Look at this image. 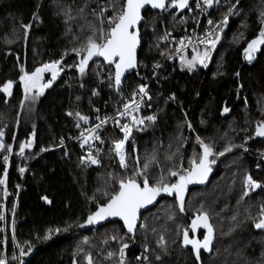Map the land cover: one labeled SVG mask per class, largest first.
<instances>
[{
  "label": "trees",
  "instance_id": "obj_1",
  "mask_svg": "<svg viewBox=\"0 0 264 264\" xmlns=\"http://www.w3.org/2000/svg\"><path fill=\"white\" fill-rule=\"evenodd\" d=\"M111 3L119 6L123 0ZM107 4L109 0H0V85L13 81L11 96L0 92V130L13 149L6 184L0 185V205L5 199L6 213L14 210L20 169L30 165L18 196L13 232L10 215L4 233L0 230V255L4 251L7 264H17L12 256L18 249L27 251L31 244L32 252L24 264H87V254H91L93 264H119V250L127 244L125 264H264V230L253 227L264 207V139L253 140L257 122L264 120V46L253 62L244 58V48L263 27L264 0H219L205 11L206 18L218 22L232 10L207 67L198 64L189 70L179 63H167L159 70L160 87L152 86L158 95L143 111V116L152 115L156 120L146 121L143 130L133 135L124 171L110 148L118 133L110 129L104 132L105 150L98 168L80 164L73 146L66 156L61 150L41 154V149L51 150L59 138L76 132V113L90 115L93 107L111 101L113 88L109 85L113 81L109 76H113V69L93 57L81 75L76 67L79 57L73 51L85 45L92 29L100 26L93 10L99 12ZM112 14L108 7L104 16ZM202 14V6L197 8L196 3L179 17L174 12L146 11L140 28L141 73L153 75L172 52L161 40L165 32H172L173 40H182L190 30L198 29ZM22 24L29 25L27 35ZM204 50L202 45L196 52ZM56 60L61 61L63 73L34 105L24 102L21 107L20 69L31 72ZM128 80L133 86L138 84L131 77ZM225 107L227 113L223 112ZM197 136L216 152L233 147L210 165L214 172L210 183L189 193L183 212L175 198L163 199L142 215L144 228L140 224L134 236L120 223L81 231L78 225L97 204L107 202L104 193L118 188L116 178L132 174L137 166L135 151L141 167L155 155L156 162L150 163L146 173L150 183L161 175L172 183L176 178L168 175L169 169L189 168V161L200 153ZM29 140L32 147L20 154V144ZM5 154L0 151V177L4 176ZM257 166L260 170H255ZM246 175L259 181L261 187L243 196ZM200 211L209 216L213 241L209 251L200 250L197 260L191 245L183 244V231L187 229L193 238L190 222ZM50 228L62 231L47 241L37 239ZM161 237L164 243L158 244Z\"/></svg>",
  "mask_w": 264,
  "mask_h": 264
},
{
  "label": "snow or ice",
  "instance_id": "obj_2",
  "mask_svg": "<svg viewBox=\"0 0 264 264\" xmlns=\"http://www.w3.org/2000/svg\"><path fill=\"white\" fill-rule=\"evenodd\" d=\"M214 3L218 4L219 0H203V5L207 8H211ZM146 6L159 10H167L168 8L176 10H191L189 0H123V3L119 6L112 4L111 0H109V4L101 7L99 12L93 10V15L97 16L100 20V26L92 29V35L87 37L85 45L73 49L76 56L79 57V63L76 67L81 75L84 74L89 61L92 60L93 57L102 58L105 64L114 66V84L116 89L119 91L124 73L137 66L136 49L139 44L138 26L143 20L142 10H144ZM108 7L112 8L113 14L109 17H105L104 14L108 10ZM200 7V0H197V8ZM80 11H83V8H81ZM229 11L231 12V8ZM261 15L264 16V13H261ZM105 18L107 19V28L103 26ZM228 19V15H224L223 19L214 28L206 31L205 35L200 38V43L205 45V50L203 52H196V54L192 56L191 60H186L183 56H181L182 63L186 64L189 70H191L197 63L207 67V62L211 57L212 50L215 49L217 43L219 42L221 38L220 33L223 31V26L227 25ZM262 23H264V21H262ZM208 24L212 25L213 21L209 20ZM21 27L25 29V35H27L29 25L22 24ZM180 45L181 47L177 48L178 52L181 51L184 46L183 40L180 41ZM261 46H264V27H261L256 38L248 42L247 46L244 48V58L251 63L253 59H255V54L262 50ZM60 64L61 61L56 60L51 63H45L40 67H36L31 72L25 71L24 68L20 69L22 74L20 75L19 80L24 92V99L21 101V107H23L24 102L28 100L30 96L34 101L36 97L43 95L46 88H50L52 86L53 82L57 79L60 71L62 70L58 67ZM158 66L159 65H157V67ZM44 73L51 74V78L47 80V82H44ZM112 79L113 77L110 75L109 80L111 81ZM109 86L112 87V84L110 83ZM12 89L13 81L11 80H8L3 83V85H0V92L4 93L5 96H11ZM139 92L145 96L147 95L145 86H140ZM138 108L139 104L133 99L130 103L124 104L123 111H118L119 117H129L131 119V125L128 123L121 124L119 119L114 120L116 126L119 127L120 131L123 133V138L113 141L112 150L119 158L120 167L122 169H127L128 167L124 148L126 141H128L131 135L132 125L141 126L145 124V121L154 122L156 120V117L152 115L142 119H138L136 115H132V113L136 112ZM228 111L229 109L227 107L223 109L224 113H227ZM76 116H78L80 120L87 122V117L82 116L80 113H76ZM106 123L107 118L100 119L98 124L87 130V135L81 133V147H84L86 144L91 147L90 141L101 140L97 130ZM77 126L79 127V125ZM188 127L191 129V124H189ZM137 130L142 129L138 127ZM254 135L256 137H264V120L257 122ZM3 136L4 132L0 130V150L11 153L13 149L11 145H6L3 142ZM196 140L201 151L189 161L190 167L187 169H169L168 175L175 177V182H166L163 175H161L155 183L149 182V178L146 173L150 163L156 162L155 155H153L151 159L146 160L143 167H141L137 162V166L131 175L116 178L118 188L113 190L111 194L107 191L104 193L107 197V202L97 204L96 210L91 212L87 216L86 220L78 226L84 227L85 225H95L109 217H118L123 221L127 232L134 233L140 209L152 204L161 193H166L170 196L175 194L176 202L180 206V211L183 212L184 194L187 190V186L192 183H204L211 171L210 165L215 163L214 157L224 155L225 152L231 151L233 147V145H228L223 151L216 152L210 143H205V141L199 136L196 137ZM31 146V140L27 143H21L19 146L20 154H23L25 148H31ZM45 150L46 149H41V151ZM133 150L135 151V149ZM245 151H247V149H245ZM210 157H213V159H210ZM167 158L169 160L172 159L171 156ZM3 159L5 165L4 176L0 177V185L6 184L9 156L5 155ZM85 159H87V161L91 164L99 163L98 159L93 156L91 152H89L86 157H81L82 162ZM20 172L23 173L24 169L21 168ZM260 187L261 183L259 181L253 179L251 175H246L244 178L243 196H248L250 191ZM4 195H8L6 188L4 190ZM43 199L47 200V197H44ZM3 219V213H0V220ZM68 227H71V225ZM141 227H143V225H141ZM190 227L193 234H195L197 229L200 227L206 229L202 240L195 238L190 239L188 230L185 229L183 231V244L185 246L191 245L192 251L196 253V258L199 260L200 250L203 249L204 251H209L210 245L213 241V227L209 223L208 214L204 211H200L192 220ZM253 227L257 230H264V207H261L260 209L259 219L253 221ZM61 231L62 230L60 228H50L43 237L38 236L37 239L47 241L52 238L53 234H59ZM64 231H67V228H65ZM111 239L116 240L117 237L112 236ZM13 241H15L14 236ZM83 243H88L86 238ZM163 243V237H161L158 244ZM17 247H19V245H17ZM127 247L128 245L124 244L119 250L121 257L119 264H125L123 257L124 249ZM145 250L147 251V249ZM31 251V244H29L27 251L21 248L20 257L28 255ZM81 251L83 250L81 249ZM108 256L111 257L112 253H108ZM12 259L18 260L19 258L13 255ZM85 259L87 260V264H93L91 254H87ZM137 259H140V257H137ZM144 259L147 260V257H144ZM157 259H159L158 256ZM0 264H7V260L3 257V255H0ZM19 264H24L23 259H19Z\"/></svg>",
  "mask_w": 264,
  "mask_h": 264
},
{
  "label": "built area",
  "instance_id": "obj_3",
  "mask_svg": "<svg viewBox=\"0 0 264 264\" xmlns=\"http://www.w3.org/2000/svg\"><path fill=\"white\" fill-rule=\"evenodd\" d=\"M231 12H229L227 15L231 14ZM209 20H212V19L205 18L204 24L202 26H200L198 29L190 30L189 34L184 39H182L184 41V46L182 47V50L179 52L177 51V48L181 47L180 45L181 40H173L172 32H165L162 36L163 39L161 38V40L163 43H166L170 46L172 52L170 53V55H168L165 61L161 63L155 69V72L153 73V75L151 76L144 75L143 73H141V71L139 70V66H138L137 71L129 76L136 83L138 82L137 85L133 86L132 85L133 82H130L128 80L129 77L123 82V84L119 88V91L112 85L113 97L117 99V103L114 107H109L106 102L93 107L90 115H86V114L82 115V116L87 117V122H85L84 120H80L78 117L76 127H75V131H76L75 133L68 134L66 137H63V138H59L54 148H52L51 150L46 149L45 151H41V154H45L48 151L61 150L64 152V155L66 156L68 154V149L73 146L77 150L78 160L80 164L85 165L87 167H91V168H98L100 165V157L102 155V146H101L102 142L101 140H94V141H90L91 147H89V145L87 144L84 147H81V140H80L81 133H84L85 135H87V130L93 128L96 124H98L100 119L107 118V123L102 125L101 128L97 130L98 135L102 137L104 135V132H106L109 129H112L117 132H120L121 137L123 138V133L120 131V128L116 126V124L114 123V120L119 119L121 124L128 123L131 125L132 122L129 117H119L118 111H123L124 104L130 103L134 99L139 104V108L136 112L132 113V115H136L138 119H142L143 111L146 110V108L149 106L151 102H153V100L155 99L154 97L158 95L157 92H155L152 89V86L155 85L156 88L160 87L159 86L160 84H157L158 83L157 75H158L159 70L167 63L169 64L179 63L181 61V56L185 57V56L195 53L196 50L203 45L202 43H200V38H202L205 35L206 31L210 30L211 28H214L222 19L218 22H215L214 20H212L213 21L212 25L208 24ZM140 86H145V91L147 92L146 96L139 92ZM77 125H79V127ZM138 127L142 128L143 125L141 126L132 125L131 135L128 141H126L125 143V148H124L125 157H126L127 143L129 142L131 136L133 135L135 131L137 132L140 131V130H137ZM89 152H91L92 155L98 159L99 161L98 164H91L90 162L87 161V159H85L83 162L81 161V157H86ZM114 155H115L116 162L120 167L119 158L116 156L115 152H114ZM33 162L34 161H32L31 163ZM29 167L30 165L24 169V172L22 173V176H21V182L16 186L14 209H16L17 207L18 196H19L20 191L22 190V181L25 175L29 172ZM257 169L258 167L255 168V170ZM0 208L2 211L1 213H3L4 215V219L0 220L1 222L0 230L1 232L4 233L5 220H6L5 215L7 214L5 212L6 201L1 203ZM8 215L11 216V219H12L11 223L13 224L14 215H12L11 213H8ZM18 253H19V259H22V257H20L19 249H18ZM1 255H3V257L5 258L4 251L2 252ZM19 259L17 260V264H19Z\"/></svg>",
  "mask_w": 264,
  "mask_h": 264
},
{
  "label": "water",
  "instance_id": "obj_4",
  "mask_svg": "<svg viewBox=\"0 0 264 264\" xmlns=\"http://www.w3.org/2000/svg\"><path fill=\"white\" fill-rule=\"evenodd\" d=\"M193 3H196V4H197V0H189V6H190V9H191V5H192ZM200 5L202 6V12H203V14H202V16H201V18H200V20H199L198 28L200 27L201 22L203 21V19L206 18L205 11H206V10H211V9L213 8V6H212L211 8H207L206 6H204V5H203V0H200ZM148 10H149L150 12H152V13H164V12H166V11H167V12H174L175 17L182 16L184 13L190 11V10H188V9L176 10V9H172V8H168L167 10H159V9H152L150 6H146V8H145L144 10H142L143 20L141 21L140 25L138 26V32H139V44H138L137 49H136V60H137V66H136L135 68H133V69H129V70H127V71L124 73V76L122 77L121 85L123 84V82H124V81H125L130 75H132V74H133L134 72H136L137 69H138V63H139L138 54H139V52H140V50H141V33H140V28H141L142 24H143L144 21H145V19H144V13H145L146 11H148ZM99 59L103 62V59H102V58H99ZM103 63H104V62H103ZM104 64H105V63H104ZM105 66H107V67H111V68L113 69V86L115 87V84H114V71H115V70H114V66H109V65H107V64H105ZM121 85H120V87H121ZM115 88H116V87H115ZM239 89H240V87H239ZM262 139H264V137H256L255 135H254V137H253V140H254V141H258V140H262ZM134 158H135V161L138 162L137 151L134 152ZM210 168H211V166H210ZM213 175H214V172H213V169L211 168V171H210V173H209V175H208V178L206 179V181H205L204 183H192V184H189V185L187 186V190H186V192H185V194H184V200L188 197L189 193H190L193 189H201V188H205V187H207L208 184L210 183V181H211ZM174 198H175V194H173V195L170 196V195H168V194H166V193H161V194L156 198V200H155L152 204L147 205L145 208L140 209V212H139V215H138V220H137V226H136V229H135L134 233H128V232H127V229L124 227L123 221L120 220L118 217H109V218H107L106 220L100 221L99 223H97V224H95V225H85L84 227H81V231H82L83 233H85V232H88V231H91V230H96V229H98V228H100V227H102V226L108 225V224H110V223H120V224L122 225L123 229L125 230V232H126L128 235H130V236H134L136 230L138 229V227H139V225H140V223H141V218H142V215H143L144 213H146L147 211H149V210H151L152 208H154V207H155V206H156L161 200H163V199H169V200H172V199H174ZM86 218H87V217H86ZM85 220H86V219H85ZM191 223H192V220H191V222H190V226H191ZM198 264H200L199 261H198Z\"/></svg>",
  "mask_w": 264,
  "mask_h": 264
},
{
  "label": "rangeland",
  "instance_id": "obj_5",
  "mask_svg": "<svg viewBox=\"0 0 264 264\" xmlns=\"http://www.w3.org/2000/svg\"><path fill=\"white\" fill-rule=\"evenodd\" d=\"M107 17H109V16H107ZM103 26L106 28L107 26H108V24H107V19L105 18V20H104V24H103ZM258 53V52H257ZM256 53V54H257ZM193 55H195V54H193ZM193 55H190L189 57H187V56H185L184 58L186 59V60H191V58H192V56ZM176 64H178V63H176ZM179 64L181 65V66H183V67H185V68H187V69H189L187 66H186V64H184V63H182V61H180L179 62ZM199 63H197L196 65H198ZM61 65V64H60ZM60 65H58V67L60 68L61 66ZM99 65H101L100 63H96V66L97 67H99ZM195 65V66H196ZM194 66V67H195ZM193 67V68H194ZM192 68V69H193ZM100 69L101 70H105L103 67H102V65H101V67H100ZM99 69V70H100ZM63 72H62V70L60 71V73H59V75H58V77H57V79L60 77V75L62 74ZM108 73V71H106L105 70V74H107ZM108 75H110L109 73H108ZM113 77V76H112ZM51 78V74L50 73H44V82H47V80H49ZM57 79L54 81V82H56L57 81ZM112 81H113V79H112ZM53 82V83H54ZM53 85V84H52ZM47 89H49V88H46L45 90H44V92L47 90ZM107 90H109V88L107 89ZM110 92H111V90H110ZM44 94V93H43ZM42 96V95H41ZM41 96H38V97H36V99L33 101V99L31 98V96L29 97V99L28 100H26L25 101V104L26 105H34V103H36L37 101H38V99L41 97ZM110 103H107V105L109 106V107H114L115 105H116V103H117V99H115L114 97H113V94L112 93H110ZM80 113V112H79ZM81 115H84L85 113H80ZM76 116V115H75ZM148 116H150V115H148ZM145 116H143L142 115V118H144ZM78 119V116H76V120ZM145 124H146V121H145ZM145 124L143 125V127L141 128L142 130H143V128H144V126H145ZM110 130H112V129H110ZM142 130H140L139 132H141ZM113 131H115V130H113ZM116 133H118V139H121L122 137H121V134H120V132H117V131H115ZM139 132H137V131H135L134 133H133V135H135V133H139ZM133 135L131 136V138H130V140H129V142L127 143V147H128V144L130 143V141H131V139H132V137H133ZM3 139V142L6 144V145H8L7 144V142H6V140H5V138H2ZM117 139V140H118ZM101 141H103L102 143H101V146H102V155H101V157H100V165H99V167L101 166V163H102V157H103V153H104V150H105V139H104V135L101 137ZM32 147V146H31ZM110 148H111V150L113 149V142L111 143V146H110ZM26 149H30V148H25V150ZM0 151H4V150H0ZM6 152V151H5ZM112 152H113V155H114V151L112 150ZM9 154L10 153H7L6 152V154L5 155H8L9 156ZM114 157V159H115V155L113 156ZM4 158V157H3ZM213 158V157H212ZM126 159H127V150H126ZM214 159L216 160L217 159V156L216 157H214ZM115 162H116V159H115ZM117 163V162H116ZM3 164H4V159H3ZM118 165V164H117ZM119 166V165H118ZM258 167V169L257 170H260V166H257ZM120 168V167H119ZM121 169V168H120ZM122 170V169H121ZM124 170H126V169H123L122 171H124ZM243 192H244V183H243ZM251 192L252 191H250L249 192V194H251ZM5 201V199L3 200V202ZM2 202V203H3ZM15 203V202H14ZM16 209H17V207H16ZM16 209H14L12 212H11V214L12 215H14V217H15V214H16ZM6 212V211H5ZM6 217L8 216V213L5 215ZM11 222H12V219H11ZM141 224V223H140ZM141 225H143V224H141ZM13 226H14V222H13V224L11 223V230H12V232H13ZM141 227V226H140ZM141 228H144V225H143V227H141ZM94 231V230H93ZM19 251H20V249H19ZM32 252V251H31ZM30 252V253H31ZM30 253H28V255H26V256H24V257H22V259H23V261L25 260V259H27L28 258V256H29V254ZM108 253H111V252H108ZM107 253V254H108ZM18 258H19V253L17 252V255H16ZM98 256H100V253L98 254ZM103 257V260H105L106 258H105V256H102Z\"/></svg>",
  "mask_w": 264,
  "mask_h": 264
},
{
  "label": "flooded vegetation",
  "instance_id": "obj_6",
  "mask_svg": "<svg viewBox=\"0 0 264 264\" xmlns=\"http://www.w3.org/2000/svg\"><path fill=\"white\" fill-rule=\"evenodd\" d=\"M263 27H264V24H263ZM255 57H256V54H255ZM254 60H255V59H253V61H254ZM253 61H252V62H253ZM205 231H206V229H204L203 227H200V228L197 229V231H196L195 234H193V233H192V230H191V234H192L193 238H195V239H198V238H199V240H202ZM200 233H201V234H200ZM202 250H203V249H201V251H202Z\"/></svg>",
  "mask_w": 264,
  "mask_h": 264
},
{
  "label": "bare ground",
  "instance_id": "obj_7",
  "mask_svg": "<svg viewBox=\"0 0 264 264\" xmlns=\"http://www.w3.org/2000/svg\"><path fill=\"white\" fill-rule=\"evenodd\" d=\"M77 122V121H76Z\"/></svg>",
  "mask_w": 264,
  "mask_h": 264
}]
</instances>
